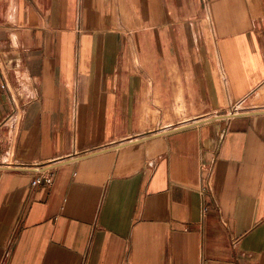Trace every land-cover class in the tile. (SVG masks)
<instances>
[{"label":"crops","instance_id":"obj_1","mask_svg":"<svg viewBox=\"0 0 264 264\" xmlns=\"http://www.w3.org/2000/svg\"><path fill=\"white\" fill-rule=\"evenodd\" d=\"M0 264H264V0H0Z\"/></svg>","mask_w":264,"mask_h":264},{"label":"built area","instance_id":"obj_2","mask_svg":"<svg viewBox=\"0 0 264 264\" xmlns=\"http://www.w3.org/2000/svg\"><path fill=\"white\" fill-rule=\"evenodd\" d=\"M211 169L212 168L209 169V177H208V180H210V177H211V173H212V170ZM208 180H207V182L205 184V187L208 190H210L211 185H210V181H208ZM41 182H45L46 184H50L52 182V173L51 172H47V173H45L43 175H39V176L35 177L34 180H33V183L34 184H36V183L39 184Z\"/></svg>","mask_w":264,"mask_h":264}]
</instances>
